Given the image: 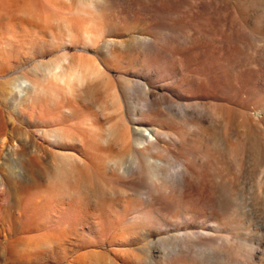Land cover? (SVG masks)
Wrapping results in <instances>:
<instances>
[{"label":"rangeland","instance_id":"obj_1","mask_svg":"<svg viewBox=\"0 0 264 264\" xmlns=\"http://www.w3.org/2000/svg\"><path fill=\"white\" fill-rule=\"evenodd\" d=\"M64 55L109 76L67 89L45 68ZM22 77L44 91L14 101ZM223 103L235 112L227 132ZM138 120L170 135L124 153L101 139L111 127L134 135ZM59 128L80 142H48ZM239 137L233 158L226 141ZM213 150L226 168L215 173L200 161ZM69 153L89 164L93 193L53 184ZM131 156L148 174L164 160L162 215L138 210L150 200L121 167ZM200 174L217 201L194 207L183 176ZM0 264H264V0H0Z\"/></svg>","mask_w":264,"mask_h":264},{"label":"bare ground","instance_id":"obj_2","mask_svg":"<svg viewBox=\"0 0 264 264\" xmlns=\"http://www.w3.org/2000/svg\"><path fill=\"white\" fill-rule=\"evenodd\" d=\"M45 68L48 74L47 77H50L51 79H57L58 83L67 89H71L72 87L76 86V87H82V90L83 89L86 90L87 86H85V84L87 82L98 80L101 77L106 79L109 76V75H102L104 71L101 65L96 60L88 56L80 57L78 61L74 63L69 60L68 55H64L60 57L57 61H54L53 63L48 64ZM22 78L23 80L19 81L16 84L17 92L15 93L14 101L18 100L19 98H23L22 93L24 92H26V94H29L30 90L39 91V92L44 91V88L42 87L41 82H38L30 77H22ZM107 83L109 84V82ZM60 96H53V99H59L61 98ZM114 97L116 98L118 102L120 97L117 94V92H115ZM140 106L142 108L144 106H147L149 110H152L151 103L149 102L148 99H144V101L141 102ZM67 108L69 107H65V109ZM220 110L222 113V125L221 126L223 127V132L225 131L227 132L233 123V117L235 115L234 108H232L228 104L223 103L222 106H220ZM246 126H247L246 122L243 121L242 127L246 128L243 131L244 133H247L246 131L249 130ZM73 127L79 128L84 131L86 130V131H92L93 133H96V127L94 124L86 125L84 123H81V124L75 123ZM134 129H135L134 130L135 134L133 135L130 126L125 127L124 129L123 128L120 129L117 127H111L108 130V133H106L107 135L103 138L101 137V139L106 144L108 143L111 144V142L114 139H116L117 141H121L122 144L125 146L124 151H123L124 153L130 150L132 141H134L135 145L137 146L136 148L147 149L151 146L154 147L156 144H158L160 141V136L170 135L167 133V131L166 132L162 131L160 127L152 124L151 122L146 123L142 120L137 121L136 127H134ZM43 135L46 136V140L48 142L52 143L55 146H64L66 142H69V144L71 145H75L77 142H80L75 137L76 135L75 131H74V134H72L71 132L67 131V129H64V128L56 129L53 132L46 131L45 134L43 133ZM133 136H134V139H133ZM96 138H99V137H96ZM180 138L183 140V137H180ZM84 139L86 138L84 137ZM226 143H227V148L229 150L228 151L229 155L231 157L236 158L240 154L242 155L241 152L244 148V144H243V140L241 137L236 138V140L234 141L227 140ZM25 148L26 147H24V149ZM162 151L166 152V149L162 147L161 152L157 151V153L161 154ZM200 156H201L200 161L203 165L202 170H206V172L212 170L215 173L217 168L226 169L223 163V159H224L223 153L213 150L207 154H203L202 152ZM66 157L67 159H66L65 166L64 165L61 166L58 172L55 174V176H53L52 178L53 181L51 180L53 184L57 185L60 193L77 192L79 190L84 191L86 193H93L96 190V187L94 185L95 180H93L94 176L92 177L91 172L89 170V164L85 163L82 167H79L78 166L80 162V160L78 159L79 157H77L76 154L74 153H69L66 155ZM122 160L123 159H120V163L124 171L129 172V174H133L131 175L132 177L129 180L130 183L134 182L138 184L144 181L143 183L147 184L146 194L150 200V205L147 204L146 208H140L138 210L144 211L145 213H150V214L158 213L162 215L161 212L163 210L161 211L162 208L158 204L163 205L162 200L167 198L170 195L168 194L169 193L168 190L171 192V189L168 185L161 184L158 182L160 179H163L167 183L169 182L166 176H164L163 174L164 171H162L163 173L161 172V168L163 166L164 160H162V158L160 157L157 158L154 164L155 167L151 168V171H149L152 174L146 173L147 168L149 169L148 164L149 165L151 164L150 162L147 161V159L141 160L140 158L136 156H131V159L129 161L130 164L127 166L125 165V161H122ZM62 163H65V162H62ZM183 164L187 170H189L191 173L193 172L192 171L193 167L190 166L189 163H183ZM208 175L200 174L193 179H189V178L187 179V175L183 176V183H184L185 191H187V189H190L192 191L188 193L189 195L187 194V196L189 197L188 203L190 206L196 207L199 204L209 205L210 203L215 201L214 196L216 194L214 195V192L216 191L217 188L213 187L212 185L211 186L209 185V183L211 182L208 178ZM141 205H143V203H141L140 206ZM157 205L159 207H157ZM163 214L165 215V212ZM183 219L185 220L186 217ZM225 239L227 243L224 245L229 249V251L233 250L234 247L230 243L231 237L226 235Z\"/></svg>","mask_w":264,"mask_h":264}]
</instances>
